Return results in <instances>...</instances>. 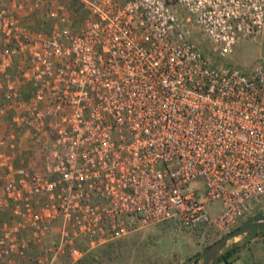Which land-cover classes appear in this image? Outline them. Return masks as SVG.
I'll list each match as a JSON object with an SVG mask.
<instances>
[{
	"label": "built area",
	"instance_id": "obj_1",
	"mask_svg": "<svg viewBox=\"0 0 264 264\" xmlns=\"http://www.w3.org/2000/svg\"><path fill=\"white\" fill-rule=\"evenodd\" d=\"M74 1L0 0V264L35 245L40 264L76 263L81 242L162 222L226 234L251 218L264 0ZM243 40L263 48L249 69L227 61Z\"/></svg>",
	"mask_w": 264,
	"mask_h": 264
},
{
	"label": "rangeland",
	"instance_id": "obj_2",
	"mask_svg": "<svg viewBox=\"0 0 264 264\" xmlns=\"http://www.w3.org/2000/svg\"><path fill=\"white\" fill-rule=\"evenodd\" d=\"M262 49L258 41L243 40L237 45L227 61L240 69H249L256 64ZM8 128L7 118L0 117V134ZM20 154V157L24 159L36 157L29 151H22ZM34 162H36V158H34ZM197 185L204 193L205 187L202 179H198ZM208 207L212 213H217L220 204L218 202L209 203ZM263 211L264 200L259 203L252 217ZM5 219V214L0 213V224ZM257 234L260 237V234H264V230L255 232L254 237ZM222 235L224 234L212 226L190 229L179 227L170 222H162L137 228L124 237L110 240L92 250H86L85 244L81 242L79 247L84 252L79 261L73 263L68 255H62L53 264H195L200 260V250ZM243 237L246 238V235L241 238ZM239 238L234 240H240ZM45 244L51 245V241H47ZM39 254V248L35 245L26 254V257L19 258L16 264H40L38 263Z\"/></svg>",
	"mask_w": 264,
	"mask_h": 264
},
{
	"label": "water",
	"instance_id": "obj_3",
	"mask_svg": "<svg viewBox=\"0 0 264 264\" xmlns=\"http://www.w3.org/2000/svg\"><path fill=\"white\" fill-rule=\"evenodd\" d=\"M264 229V211L258 215L247 219L238 226L222 235L214 242L209 244L199 253V259L195 264H213L216 256L231 244L234 239L243 235H250L252 232H258Z\"/></svg>",
	"mask_w": 264,
	"mask_h": 264
},
{
	"label": "crops",
	"instance_id": "obj_4",
	"mask_svg": "<svg viewBox=\"0 0 264 264\" xmlns=\"http://www.w3.org/2000/svg\"><path fill=\"white\" fill-rule=\"evenodd\" d=\"M52 1L54 3H64L69 6H72L75 3L74 0ZM254 236V234H250L246 236V238L240 237V240L232 241L231 244L224 249L228 250L232 249L235 246L238 247L237 251L233 253L230 257L231 264H264V234H260V237H258V234L256 237ZM215 264L225 263L223 261H216Z\"/></svg>",
	"mask_w": 264,
	"mask_h": 264
},
{
	"label": "trees",
	"instance_id": "obj_5",
	"mask_svg": "<svg viewBox=\"0 0 264 264\" xmlns=\"http://www.w3.org/2000/svg\"><path fill=\"white\" fill-rule=\"evenodd\" d=\"M264 230V229H262ZM255 232H252L250 234H254ZM238 247H233L232 249H228V250H224L222 252H220L216 258H215V262L216 261H223L225 264H231V261H230V257L233 253H235L237 251ZM214 262V264H215Z\"/></svg>",
	"mask_w": 264,
	"mask_h": 264
}]
</instances>
